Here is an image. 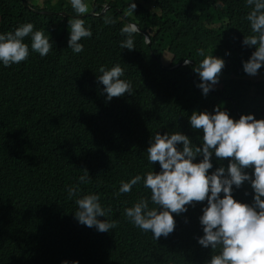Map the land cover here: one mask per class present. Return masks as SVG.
<instances>
[{
  "label": "trees",
  "instance_id": "1",
  "mask_svg": "<svg viewBox=\"0 0 264 264\" xmlns=\"http://www.w3.org/2000/svg\"><path fill=\"white\" fill-rule=\"evenodd\" d=\"M25 1L52 13L28 10L21 0H0V33L30 22L53 45L41 57L26 37L28 59L8 67L0 63V264H208L219 249L198 243L206 200L172 214L178 238L155 240L124 215L139 199L150 202V190L144 193L147 188L137 184L144 191L140 197L139 189L117 195L118 181L136 172H160L159 163L147 159L156 132H180L202 147V130L190 125L193 111L213 113L220 107L234 120L242 114L264 119V78L257 75L264 65L256 78L243 70L255 51L242 43L252 35L246 0H91L89 12L95 14L85 16H77L70 0ZM132 2L136 8L130 12ZM105 16L114 23L105 24ZM72 18L83 19L92 32L81 40L80 53L68 47ZM126 20L147 32L149 44L136 32L135 48H120ZM201 49L205 55L212 49L224 60L207 95L193 71L203 59ZM165 51L171 54L167 65L161 61ZM185 58L193 63L169 68ZM117 64L133 93L107 100L98 68ZM201 159L197 155L194 162ZM210 162L209 175L218 167L227 169L229 159L213 152ZM86 170L90 182L81 184ZM245 171L251 176L253 169ZM77 185L78 196L69 198L68 188ZM88 193L111 207L108 216L97 219L115 220L116 228L100 232L77 221L75 201ZM231 194L239 202H253L249 181L233 185Z\"/></svg>",
  "mask_w": 264,
  "mask_h": 264
},
{
  "label": "clouds",
  "instance_id": "2",
  "mask_svg": "<svg viewBox=\"0 0 264 264\" xmlns=\"http://www.w3.org/2000/svg\"><path fill=\"white\" fill-rule=\"evenodd\" d=\"M70 3L77 16L90 14L85 0H70ZM246 5L250 8L246 19L252 35L244 36L242 43L255 46V51L243 62V70L255 76L264 65V0H246ZM135 8L136 4L132 2L129 11L133 12ZM104 23L111 24L114 21L105 16ZM68 26V47L74 53H80L83 51L81 40L91 37L92 32L81 18L70 19ZM137 31L134 24L121 29V33L126 36L120 43L121 49L135 48L133 35ZM29 36L32 52L41 57L51 52L53 44L49 36L41 30L34 31L32 23H24L14 31L0 33V63L8 67L27 60L30 50L24 39ZM198 55L203 59L193 71L200 77L198 87L202 94L207 95L213 85L218 83L224 60L215 57V53L214 56L211 53L205 55L202 49L198 50ZM161 61L167 65L163 58ZM192 63V60L185 58L169 68ZM98 72L100 75L97 79L104 85L107 100L133 93L131 82L121 79L124 69L119 64L111 68L101 65ZM189 120L193 129L203 132L202 147L193 146L189 137L180 132L163 135L156 132L147 148V159L151 164L158 162L160 172H136L130 179L118 181L117 195L139 189L137 184L147 188L145 192L139 189L137 197L148 189L151 192L150 202L141 198L124 209L126 219L140 230L150 231L155 240L161 236L164 238L160 239L170 240L177 237L174 234H178L172 214L179 215L187 210V205L206 200L207 206L199 218L203 236L197 238L198 243L212 250L219 249L218 254L211 256L208 264H264V119L242 114L234 120L227 111L216 107L213 113L193 111ZM178 144L183 145L182 150L177 148ZM213 152L218 159H229V163L227 169L221 166L209 175ZM197 155L202 156L198 163L194 162ZM248 168L253 169L251 176L245 171ZM245 181H249L253 189L251 204L239 202L231 194L233 185L239 188ZM79 182H90L87 170L79 177ZM67 191L69 198L78 196L79 185L69 187ZM75 203L77 210L74 215L79 223L87 227L94 226L100 232L117 227L115 220L97 219L98 216H108L112 211L111 207L101 205L98 194H84ZM150 203L153 206L150 207ZM61 264L69 262L62 261ZM71 264L77 262L72 261Z\"/></svg>",
  "mask_w": 264,
  "mask_h": 264
},
{
  "label": "water",
  "instance_id": "3",
  "mask_svg": "<svg viewBox=\"0 0 264 264\" xmlns=\"http://www.w3.org/2000/svg\"><path fill=\"white\" fill-rule=\"evenodd\" d=\"M21 1H22V4H23L24 7H26L28 10H31L33 12L41 13V14L52 13V11L38 10L36 8H33L25 0H21ZM107 7H108V5H106V8ZM103 11H104V8L102 9L101 12H103ZM55 13L60 14V15H63V16H69L70 15L68 12H65V11H57ZM90 14H94V13H90ZM85 15H87V14H84L82 16H85ZM123 17L125 18V14H123ZM126 23L136 25V27L138 28V31L137 32H140L142 34H145L146 42L149 44V38H148L149 36L146 34V31H144L143 29H141L135 22H130V21L126 20Z\"/></svg>",
  "mask_w": 264,
  "mask_h": 264
},
{
  "label": "rangeland",
  "instance_id": "4",
  "mask_svg": "<svg viewBox=\"0 0 264 264\" xmlns=\"http://www.w3.org/2000/svg\"><path fill=\"white\" fill-rule=\"evenodd\" d=\"M39 2H41L42 0H38ZM86 1V4H88V6H89V8L91 7V0H85ZM147 3H148V7H150V8H152V9H154V8H156V6L155 5H153L150 1H147ZM212 54L213 56H214V51L212 50V49H209L208 50V54ZM162 58H163V62L165 63V64H168L169 62H170V58H171V55L170 54H168L167 52H165L164 54H163V56H162ZM264 72H259L257 75H259L260 74V78H264V74H263ZM257 75H255V78L257 77ZM254 78V79H255Z\"/></svg>",
  "mask_w": 264,
  "mask_h": 264
}]
</instances>
